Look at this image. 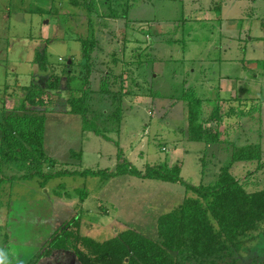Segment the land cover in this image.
Wrapping results in <instances>:
<instances>
[{
  "label": "rangeland",
  "instance_id": "rangeland-1",
  "mask_svg": "<svg viewBox=\"0 0 264 264\" xmlns=\"http://www.w3.org/2000/svg\"><path fill=\"white\" fill-rule=\"evenodd\" d=\"M70 1L0 0V120L32 91V82L44 81L45 72L32 61L36 49L47 46L62 83L72 61V86H81L87 71L80 38L92 37L93 30L99 48L91 53L89 121L68 112L60 93L26 105L44 113L43 155L56 160H45L44 173L101 174L44 179L32 169L26 176L30 166L0 155V249L8 264H27L76 215L80 234L96 240L127 228L158 239V218L196 194L178 183L128 174L103 178L118 165V147L139 170L178 164L192 185L214 184L219 168L231 165L247 191L264 188V0H95L100 14L123 12L116 18L89 16ZM106 77L113 91L123 87L119 125L107 118L109 96L98 92ZM188 96L200 99V120L219 141L188 139ZM248 144L261 145V160L230 163L233 149ZM245 245L235 264H264V234L253 232ZM55 264L80 263L60 255Z\"/></svg>",
  "mask_w": 264,
  "mask_h": 264
},
{
  "label": "trees",
  "instance_id": "trees-1",
  "mask_svg": "<svg viewBox=\"0 0 264 264\" xmlns=\"http://www.w3.org/2000/svg\"><path fill=\"white\" fill-rule=\"evenodd\" d=\"M70 2L72 5L86 9L89 16L97 13L98 16L124 17L123 12L122 15L111 8L106 14H100L95 0H71ZM127 10L128 8L125 9V16ZM90 28L93 29L91 22ZM80 41L81 56L87 71L79 77L83 79L81 86H72L74 79L70 73L72 61L66 62L64 66L62 73L64 72L65 79L62 83L63 77H60L56 69L52 68L48 60L47 46H44L36 49L32 60L38 65L40 71L45 72L44 81L32 82L30 84L32 91L27 92L21 104L16 108L3 110L1 115L0 155L5 160L16 159L30 166L31 171L26 176L33 173L32 169H35L34 173L42 175L44 179L57 174H101L99 171L67 168L53 173H44L42 169L48 163L45 160L47 159L50 165L56 161L43 155L44 113L26 105L27 102L30 105L40 103L39 98L42 96L60 93L64 96L68 112L80 114L84 121H89L92 110L88 101L93 91L88 88V84L89 74L94 64L91 61V53L98 46V40L92 30V37H81ZM107 77L102 80L103 82L101 81L98 92L109 96L112 110L107 118L115 120L119 125L122 118L123 87L120 85L117 91H113L108 82L110 79ZM186 99L188 139L219 141L218 132L211 131L200 120V99L189 96ZM94 131L100 133L96 128ZM121 151V149L118 150L116 169L103 173V178L128 174L162 180L181 184L196 195L184 197L175 208L158 218V239L156 240L132 228L124 229L111 238L96 240L80 234L82 218L79 215L73 216L64 221L50 235L46 244L28 260L27 264H39V262L55 264L60 255H73L80 264H185L187 262L235 264L237 258L244 251L247 252L245 243L251 234L256 231L264 234V188L247 191L232 173L231 165L219 168L214 184L192 185L182 179L178 164L170 168L163 164H156L139 170L122 158ZM71 154L77 155L78 158L81 156L80 151L73 150ZM261 158V145L248 144L233 149L230 163L244 160L259 161Z\"/></svg>",
  "mask_w": 264,
  "mask_h": 264
},
{
  "label": "clouds",
  "instance_id": "clouds-1",
  "mask_svg": "<svg viewBox=\"0 0 264 264\" xmlns=\"http://www.w3.org/2000/svg\"><path fill=\"white\" fill-rule=\"evenodd\" d=\"M0 264H8V255L4 249H0Z\"/></svg>",
  "mask_w": 264,
  "mask_h": 264
},
{
  "label": "crops",
  "instance_id": "crops-1",
  "mask_svg": "<svg viewBox=\"0 0 264 264\" xmlns=\"http://www.w3.org/2000/svg\"><path fill=\"white\" fill-rule=\"evenodd\" d=\"M155 36L158 37L159 35L156 34ZM152 43L154 44V40H153V39H152ZM153 44H152V45H153ZM119 149H121V148H119ZM121 150H122V149H121ZM156 181H158V180H156Z\"/></svg>",
  "mask_w": 264,
  "mask_h": 264
}]
</instances>
